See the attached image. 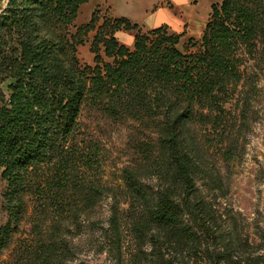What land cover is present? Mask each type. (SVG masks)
I'll return each instance as SVG.
<instances>
[{
  "label": "trees",
  "instance_id": "1",
  "mask_svg": "<svg viewBox=\"0 0 264 264\" xmlns=\"http://www.w3.org/2000/svg\"><path fill=\"white\" fill-rule=\"evenodd\" d=\"M84 1L7 0L0 11V178L6 183L0 202V255L27 212L25 195L34 203L36 228L33 242L20 249L19 264H68L75 250L60 236L61 222L46 231L43 218L64 212L76 218L106 192L91 179L96 158L84 150L81 138L78 118L87 104L114 117L163 113L168 152L157 176L164 184L150 190L128 173L126 187L145 220L176 226L196 190L193 176L199 170L181 128L195 105L214 103L217 93L223 96L240 79V44L252 53L264 35V0L211 4L200 47L188 53L175 47L179 36L161 26L151 29L150 38L136 23L114 18L106 37L94 36L96 64L80 66L68 55V48H74L61 28L73 21ZM118 29L137 30L132 50L118 42L113 34ZM99 43L111 63L98 62ZM108 220L116 232V208Z\"/></svg>",
  "mask_w": 264,
  "mask_h": 264
},
{
  "label": "rangeland",
  "instance_id": "2",
  "mask_svg": "<svg viewBox=\"0 0 264 264\" xmlns=\"http://www.w3.org/2000/svg\"><path fill=\"white\" fill-rule=\"evenodd\" d=\"M172 1L175 7L171 0H85L73 21L61 28L74 48H68V55L80 66H94L95 34L106 37L112 20L120 17L136 23L150 38L151 29L161 26L179 36V51H197L211 4L222 0ZM6 2L0 0V11ZM92 15L94 22L86 28ZM136 31L118 29L113 34L132 50ZM255 42L252 53L240 44V79L229 84L223 96L217 93L214 103L195 105L181 128V139L199 170L193 176L196 190L176 226L145 220L126 187L128 173L150 190L163 186L157 176L165 169L168 152L163 113L123 112L114 117L88 104L81 109L84 150L96 158L91 179L106 192L76 218L66 212L43 218L46 231L61 222L60 236L75 250L68 264H264V35ZM96 50L100 65L112 62L102 43ZM5 185L0 178V202ZM25 201L27 212L2 250L0 264H19L20 249L36 237L34 203L30 195ZM113 208L116 232L108 220Z\"/></svg>",
  "mask_w": 264,
  "mask_h": 264
},
{
  "label": "crops",
  "instance_id": "3",
  "mask_svg": "<svg viewBox=\"0 0 264 264\" xmlns=\"http://www.w3.org/2000/svg\"><path fill=\"white\" fill-rule=\"evenodd\" d=\"M171 3H172V4H173V6L175 7V5H176V4H175V3H174L172 0H171ZM183 13H184V12H183ZM175 14H176V15H178V16L180 17L181 10H179V9H178V10H177V12H175ZM183 15H184V18H187V17L185 16V14H183ZM184 22H186V23H187V22H188V20H184Z\"/></svg>",
  "mask_w": 264,
  "mask_h": 264
}]
</instances>
